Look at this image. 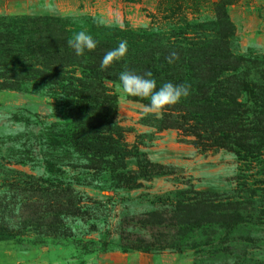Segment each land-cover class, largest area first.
Instances as JSON below:
<instances>
[{
	"label": "rangeland",
	"instance_id": "rangeland-1",
	"mask_svg": "<svg viewBox=\"0 0 264 264\" xmlns=\"http://www.w3.org/2000/svg\"><path fill=\"white\" fill-rule=\"evenodd\" d=\"M223 15L233 27L230 51L262 64L264 0H0V17L90 23L95 33L123 32L120 41L134 39L145 51L176 33L172 25H188L194 47L208 50ZM254 65L250 71L261 72ZM107 87L126 154L123 171L111 162L98 164V173L62 140L71 121L62 117L59 91L46 83L0 91V264H264V151L259 163H242L226 149L196 148L194 136L159 129L172 113L145 115L146 104L124 96L120 84ZM48 180L73 192L46 191ZM197 197L231 203L242 222L227 236L210 225L173 244L166 227L144 225L148 213Z\"/></svg>",
	"mask_w": 264,
	"mask_h": 264
},
{
	"label": "trees",
	"instance_id": "trees-1",
	"mask_svg": "<svg viewBox=\"0 0 264 264\" xmlns=\"http://www.w3.org/2000/svg\"><path fill=\"white\" fill-rule=\"evenodd\" d=\"M85 20L91 22L89 18ZM44 23L28 17H0V91L23 92L26 84L42 83L59 91L61 95L56 99L63 107L62 117L71 121L63 123L62 140L79 156L87 158L92 171L98 173V164L109 166L111 162H120L124 170L125 143L114 123L116 97L107 83L120 84L119 74L125 68L139 75L151 71L157 88L166 82L191 85V94L186 99L165 110L172 114H165L158 121L159 129L182 130L194 136L196 148L202 150L226 149L242 163L260 162L264 151V84L259 78L264 79V57L260 58L261 64L259 57L247 61L248 58L230 51L234 33L225 15L224 30L217 24V35H208V44H211L208 50L194 47L188 25L180 28L172 25L170 32L176 33L158 40L150 50L145 51L143 44L134 39L127 42L125 57L104 70H101V61L106 52L118 46V37L124 36L123 32L115 31L118 35H111L101 27L95 33L90 23L73 26L66 19L46 18ZM87 25L90 28H85ZM80 31L92 35L97 47L77 56L67 42ZM130 32L131 37L136 36L134 31ZM172 51L179 55V60L170 65L166 57ZM253 63L252 68L258 70L260 66L261 72L250 71L249 64ZM76 68L80 69L81 76H74ZM130 98L150 103L148 99ZM126 177L122 172L120 181L125 183ZM51 182L46 181V191L59 190L62 195L73 192L69 184L54 186ZM177 195L182 197L186 193ZM168 207L170 211L148 213L143 223L152 229L166 227L170 244L210 225L218 226L227 236L242 222L239 210L229 202L182 198ZM156 243L160 244V240Z\"/></svg>",
	"mask_w": 264,
	"mask_h": 264
},
{
	"label": "clouds",
	"instance_id": "clouds-1",
	"mask_svg": "<svg viewBox=\"0 0 264 264\" xmlns=\"http://www.w3.org/2000/svg\"><path fill=\"white\" fill-rule=\"evenodd\" d=\"M67 43L77 56L84 55L85 50L90 52L97 47V41L85 31L75 33ZM127 52V41H120L116 48L105 53L100 64L101 70L107 69L114 62L121 60ZM166 60L171 65L179 60V55L172 51L166 57ZM152 77L153 73L151 71L139 75L125 68L119 74L121 91L126 97H138L141 100L148 99L150 103L143 105V113L145 115H155L156 118L162 119L167 108L180 103L191 94V85L166 82L157 88V82Z\"/></svg>",
	"mask_w": 264,
	"mask_h": 264
}]
</instances>
